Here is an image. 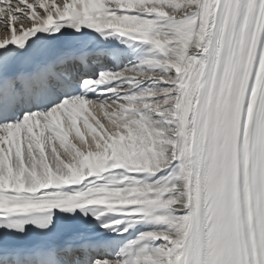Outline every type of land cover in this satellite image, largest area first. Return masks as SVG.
Masks as SVG:
<instances>
[{
	"label": "snow or ice",
	"instance_id": "snow-or-ice-1",
	"mask_svg": "<svg viewBox=\"0 0 264 264\" xmlns=\"http://www.w3.org/2000/svg\"><path fill=\"white\" fill-rule=\"evenodd\" d=\"M0 264H264V0H0Z\"/></svg>",
	"mask_w": 264,
	"mask_h": 264
}]
</instances>
